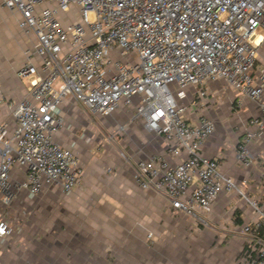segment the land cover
<instances>
[{"label":"built area","instance_id":"2783aa9c","mask_svg":"<svg viewBox=\"0 0 264 264\" xmlns=\"http://www.w3.org/2000/svg\"><path fill=\"white\" fill-rule=\"evenodd\" d=\"M0 1L36 39L17 70L33 78L31 90L12 107L11 122L2 117L0 96V202L9 206L14 189L38 196L56 186L69 194L81 184L76 151L56 140L68 96L100 117L124 106L132 109L131 122L142 121L163 137L178 159L159 153L136 161L138 186L163 194L175 212L206 227L215 200L237 191L253 210L242 226L237 264H264V201L249 198L216 158L202 153L216 123L205 115L193 119L190 111L205 104L212 81L257 102L260 113L236 150L241 165L253 164L250 144L264 136V64H258L264 0ZM187 86L194 89L187 93ZM124 129L119 125L110 140ZM16 167L24 169V179L13 185ZM0 227V237L14 231L5 217Z\"/></svg>","mask_w":264,"mask_h":264},{"label":"crops","instance_id":"0c3cea01","mask_svg":"<svg viewBox=\"0 0 264 264\" xmlns=\"http://www.w3.org/2000/svg\"><path fill=\"white\" fill-rule=\"evenodd\" d=\"M35 44V36L23 31L18 12L0 1V96L4 97L2 117L8 122L12 107L29 96L33 78L19 77L17 70L25 51ZM259 60L258 64H264ZM218 82L222 84L212 86ZM207 88L205 106L190 110L193 119L205 115L216 123L201 151L216 158L223 173L234 177L249 198L262 203L264 136L250 144L251 166L241 165L236 156L237 144L251 129L250 120L259 115V106L224 81L209 82ZM221 98L228 104L222 106L224 113H216L214 106ZM60 112L66 120L78 118L82 110L68 96ZM131 114V108L122 106L111 116L128 122L125 132H120L121 149L110 144L118 139L109 140L102 130L114 133L121 125L118 122L68 124L66 120L56 140L76 151L84 167L81 184L69 194L56 186L38 196L14 189L9 206L0 202V218L14 226L13 233L0 237V264H237L245 245L242 226L253 217L251 206L237 191L223 193L213 203L206 227L175 212L163 194L140 188L134 179L135 161L159 153L171 162L178 159L169 155V143L163 137L142 121L131 122ZM93 142L99 144L97 153ZM80 144L89 149L80 151ZM120 150L131 162L122 161ZM103 159L112 167H103ZM11 179L13 185L22 181L24 169L16 167ZM39 218L40 234L29 233Z\"/></svg>","mask_w":264,"mask_h":264},{"label":"rangeland","instance_id":"374dc122","mask_svg":"<svg viewBox=\"0 0 264 264\" xmlns=\"http://www.w3.org/2000/svg\"><path fill=\"white\" fill-rule=\"evenodd\" d=\"M259 52H260L259 53V59H260L259 61L260 62H264V45L260 47V51ZM22 57H23L22 59L24 60V56H22ZM221 84H222V82H218V84L215 83L214 85L212 84V86L217 87V86H220ZM185 91L187 93L191 92L192 91V86H187L185 88ZM208 98H206V100ZM227 104L228 103L224 102L223 98H221V100H219V104H218V101H217V103H215V106H214V108L216 107L215 109H218L216 111V113L219 112V111H222L224 113V110H223L222 106L227 105ZM77 106L79 107L80 110H82V113L79 114L78 118L66 119V120H68L67 121L68 124H95V125H97V124H109V125H111V124H117V122H118V124L125 125V124L128 123V122L127 123L123 122L124 120H117L115 118V116L114 117H111V116L110 117L96 116V115L92 114L90 111H88L81 104L77 103ZM203 106H205V104H203ZM102 130H103L104 135L106 137H108V138L110 137L111 134H113V132L108 131V129L107 130L106 129H102ZM109 132H111V133H109ZM116 132H117V130H116ZM121 132L124 133L125 131H121ZM122 133H121V135H120V133L116 134V138L118 139V141L114 142V143L110 142V144L114 145L116 147H120V149H121L122 143H120V139L123 137ZM109 140H110V138H109ZM93 143H94L93 151L95 153H97L99 144H98V142H93ZM81 148H84L85 151H86V149H89L87 144H80L78 149L81 151ZM118 153H119L120 158L123 159L122 161L131 162L130 157L125 152V150H120V152L118 151ZM122 153H124L125 156L122 155ZM128 160H130V161H128ZM104 161H105V164L103 163V167H105V168H111L112 167L111 165L113 163H111V162L109 163L106 160H104ZM135 162H134L133 166L135 165ZM115 167L119 168L120 166L117 163V164H115ZM39 217H40V215H39ZM30 230L31 231L28 230L29 233H34L35 232V235H39L40 234V232H41L40 218H39V221L38 220L35 221L34 225H32L30 227Z\"/></svg>","mask_w":264,"mask_h":264},{"label":"snow or ice","instance_id":"6c2138e0","mask_svg":"<svg viewBox=\"0 0 264 264\" xmlns=\"http://www.w3.org/2000/svg\"><path fill=\"white\" fill-rule=\"evenodd\" d=\"M3 231V228L2 227H0V232H2Z\"/></svg>","mask_w":264,"mask_h":264}]
</instances>
